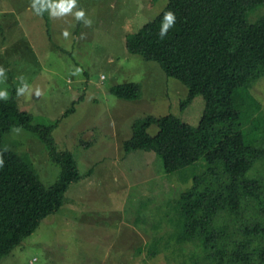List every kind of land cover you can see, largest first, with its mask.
Segmentation results:
<instances>
[{"label": "rangeland", "instance_id": "374dc122", "mask_svg": "<svg viewBox=\"0 0 264 264\" xmlns=\"http://www.w3.org/2000/svg\"><path fill=\"white\" fill-rule=\"evenodd\" d=\"M30 3L0 0V67L6 70L0 88L16 93L23 77L28 88L16 94L19 109L32 115L33 124L60 118L52 138L57 149L71 152L80 178L69 185L60 208L0 264H209L197 241L175 238L174 200L201 167L164 173L153 151L122 150L139 118L172 114L196 126L202 113L201 96L180 109L186 86L125 47L126 35L138 29L155 37L168 33V1L77 0L90 24L72 13L50 17L46 8L36 15ZM241 11L253 22L264 15V0H243ZM125 82L139 85V98L109 92ZM249 93L259 104L253 117L264 118V77ZM74 100L73 111L61 117ZM147 131L154 134L157 127ZM3 146L27 152L45 186L58 179L59 165L35 135L13 129ZM247 175L264 187V159Z\"/></svg>", "mask_w": 264, "mask_h": 264}, {"label": "trees", "instance_id": "16d2710c", "mask_svg": "<svg viewBox=\"0 0 264 264\" xmlns=\"http://www.w3.org/2000/svg\"><path fill=\"white\" fill-rule=\"evenodd\" d=\"M167 1L175 16L168 33L155 37L138 29L126 35L125 47L186 86L180 109L201 96L202 113L196 126L172 114L139 118L122 150L153 151L164 173L201 167L174 200L177 242L197 241L209 264H264V187L247 175L264 159V118L253 117L259 104L249 93L264 77V15L248 22L243 0ZM109 92L125 100L141 94L135 82L116 84ZM15 98L10 92L0 100V259L60 208L69 185L80 178L71 152L57 149L52 138L60 118L33 124ZM151 125L157 127L154 134L147 131ZM13 129L42 141L60 167L53 184L40 181L27 152L3 146V136Z\"/></svg>", "mask_w": 264, "mask_h": 264}, {"label": "clouds", "instance_id": "9594fccd", "mask_svg": "<svg viewBox=\"0 0 264 264\" xmlns=\"http://www.w3.org/2000/svg\"><path fill=\"white\" fill-rule=\"evenodd\" d=\"M77 0H31L30 7L35 12L36 15H42L43 10L48 9V15L50 17H60L66 13H72L76 20H84L85 24H90L91 21L85 17V12L83 9L76 8ZM73 9H76L73 11ZM164 19L167 21L165 27L171 26L175 21V16L172 12H167ZM65 37L68 35L65 30L62 33ZM5 69L0 67V80L6 79ZM79 71V69H77ZM21 83L16 88V94L20 95L26 92L28 86L23 82V77L19 78ZM37 90V94H38ZM9 93L6 89L0 88V100H7Z\"/></svg>", "mask_w": 264, "mask_h": 264}]
</instances>
